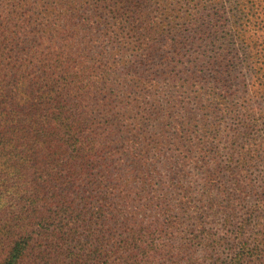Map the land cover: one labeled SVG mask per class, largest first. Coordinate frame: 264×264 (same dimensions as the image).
I'll use <instances>...</instances> for the list:
<instances>
[{
	"label": "trees",
	"instance_id": "1",
	"mask_svg": "<svg viewBox=\"0 0 264 264\" xmlns=\"http://www.w3.org/2000/svg\"><path fill=\"white\" fill-rule=\"evenodd\" d=\"M186 5L200 15L190 9L183 14ZM212 15L220 21L211 33L216 34L224 92L216 107L228 113L232 108L225 104V89L237 63L232 37L241 36L255 19L253 0L230 1L226 10L220 0H154L153 6L140 0H0V264H145L158 252L140 227L115 239L116 226L108 223L114 202L106 208L92 202L99 191L96 203H101L122 173L115 175L118 150L103 135L108 126L114 129L110 137L118 131L113 128L117 115L106 103L113 90L107 75L88 80L96 78L103 63L90 60L86 39L107 31L134 61L141 55L148 62L160 57L164 75L178 81L185 34L198 42L204 35L199 19ZM223 33L225 40L219 37ZM98 106L101 114L93 115ZM177 124L180 144L186 131ZM149 135L135 129L119 143L132 169L146 156L139 151ZM94 159L101 163L98 171ZM257 204L264 205L263 196ZM173 243L164 245V258L174 251ZM241 243L232 264L257 254ZM131 247L137 252L119 255ZM181 255L179 250L178 259Z\"/></svg>",
	"mask_w": 264,
	"mask_h": 264
},
{
	"label": "rangeland",
	"instance_id": "2",
	"mask_svg": "<svg viewBox=\"0 0 264 264\" xmlns=\"http://www.w3.org/2000/svg\"><path fill=\"white\" fill-rule=\"evenodd\" d=\"M220 1L224 10L230 1L238 2ZM253 1L254 24L246 25L241 36L232 37L237 63L229 70L225 89V104L232 108L228 113L216 107L224 92L218 81L223 71L216 60V34L211 33L212 25L220 23L214 15L199 19L204 35L198 42L185 34L184 67L178 81L164 75L160 57L148 62L141 55L134 61L128 48H122L107 31L86 39L90 60L96 66L103 63L96 78L88 80L107 75L113 90L105 102L117 115L113 128L118 131L110 137L114 129L108 126L103 135L118 150L115 175L122 173L121 181L111 182L101 203H96L102 197L99 191H94L92 202L104 208L114 202L111 216L116 222L111 217L108 223L116 226L115 239L126 238L136 227L151 236L158 252L145 258V264H232L241 242L247 244L249 253H257L246 256L242 264H264V205L257 204L264 197V0ZM191 6L186 5L183 14L190 9L198 17ZM224 34L219 36L222 40ZM97 110L93 115L101 114L103 108ZM126 111L128 118H124ZM177 123L186 131L180 144ZM164 124L166 129H162ZM135 129L150 135L139 151L146 156L132 169L130 157L120 152L126 134ZM154 133L157 137L150 138ZM119 156L124 158L120 162L116 161ZM105 165L108 169V160ZM100 166L99 160L94 162L96 171ZM185 195L188 198L182 202ZM169 240L174 242V251L164 258ZM134 251L131 247L119 255Z\"/></svg>",
	"mask_w": 264,
	"mask_h": 264
}]
</instances>
